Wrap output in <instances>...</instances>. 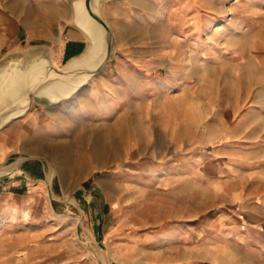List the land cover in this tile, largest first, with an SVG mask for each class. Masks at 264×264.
Wrapping results in <instances>:
<instances>
[{
  "label": "rangeland",
  "instance_id": "rangeland-1",
  "mask_svg": "<svg viewBox=\"0 0 264 264\" xmlns=\"http://www.w3.org/2000/svg\"><path fill=\"white\" fill-rule=\"evenodd\" d=\"M103 15L111 58L72 99L6 121L0 93V180L43 158L42 180L0 201V264H264V0ZM33 49L8 46L0 72Z\"/></svg>",
  "mask_w": 264,
  "mask_h": 264
},
{
  "label": "crops",
  "instance_id": "crops-1",
  "mask_svg": "<svg viewBox=\"0 0 264 264\" xmlns=\"http://www.w3.org/2000/svg\"><path fill=\"white\" fill-rule=\"evenodd\" d=\"M71 2L72 0H0V52L8 46L19 50L26 43L34 48L33 51L39 50V54L52 57L50 49L58 52L65 63L82 54L87 49L89 40L73 24ZM30 57L32 56L29 55ZM17 128L18 126L11 127V133ZM18 134H15V139ZM6 142H0V159L8 154L3 150L8 143ZM31 164L32 162H28L23 165V169L21 167L20 178L0 180V201L12 198L11 195H25L33 182L42 180V173H31ZM237 241H241L240 236Z\"/></svg>",
  "mask_w": 264,
  "mask_h": 264
},
{
  "label": "water",
  "instance_id": "water-1",
  "mask_svg": "<svg viewBox=\"0 0 264 264\" xmlns=\"http://www.w3.org/2000/svg\"><path fill=\"white\" fill-rule=\"evenodd\" d=\"M107 0H72V10H73V24L78 27L80 30L84 32L89 40V45L87 49L77 57L69 60L63 68H56L53 64L51 57L46 54H37L29 58L28 65L25 68L20 67H11L6 70L16 69L26 71L31 65L36 63H43V79L42 82L37 84V86L29 87L25 93L23 94L24 102L23 104L14 103L6 96L4 92H0L2 94L3 102H11V107L7 108L1 116L8 114L6 121H11L19 116H21V112L18 113L21 109L26 108L27 111L30 108L31 102L34 98H45L50 102L58 103L64 101L67 98H63L62 100L52 101L47 97L39 96L38 91L41 87L47 85L49 82L54 81L55 79H74L77 77H86V81L83 85L87 84L95 75L99 73L108 63L111 58L112 48H113V33L106 22L103 15V3ZM95 40L99 41V54L94 63H90V65H80V66H72L75 60L83 56L89 47L94 44ZM1 71L0 74L3 72ZM53 76V77H52ZM77 89V91L79 90ZM76 93V92H75ZM0 94V95H1ZM1 103V100H0ZM0 120V128L1 126ZM18 161V160H17ZM16 161V162H17ZM43 158H24L21 159L20 162L15 166L22 167L28 162H42Z\"/></svg>",
  "mask_w": 264,
  "mask_h": 264
},
{
  "label": "bare ground",
  "instance_id": "bare-ground-1",
  "mask_svg": "<svg viewBox=\"0 0 264 264\" xmlns=\"http://www.w3.org/2000/svg\"><path fill=\"white\" fill-rule=\"evenodd\" d=\"M98 54H99V41L95 40L94 44L89 47L87 52L83 56L75 60L73 64L70 65V67L80 66V65H90V63H94V61H96ZM43 68L44 66L43 63L41 62L31 65L26 71L16 70L14 68L11 70L3 71L0 74V92H4L6 96L9 98V100H11L12 102L23 104L24 102L23 94L25 93V91L29 87L37 86V84L42 82ZM85 81L86 78L84 77H77L74 79H67V80L55 79L54 81H51L47 85L41 87L38 91V95L47 97L52 101L62 100L63 98H67V97L69 99H72L75 96L76 94L75 92H77V89L82 84H84ZM20 112H21L20 115L23 116L24 114H26L27 109L26 108L21 109L18 113ZM67 150L68 148L64 149L63 151L65 155L68 152ZM19 162L20 161H18L17 164ZM50 176H53V171L50 172Z\"/></svg>",
  "mask_w": 264,
  "mask_h": 264
},
{
  "label": "trees",
  "instance_id": "trees-1",
  "mask_svg": "<svg viewBox=\"0 0 264 264\" xmlns=\"http://www.w3.org/2000/svg\"><path fill=\"white\" fill-rule=\"evenodd\" d=\"M32 163H38V162H32Z\"/></svg>",
  "mask_w": 264,
  "mask_h": 264
}]
</instances>
